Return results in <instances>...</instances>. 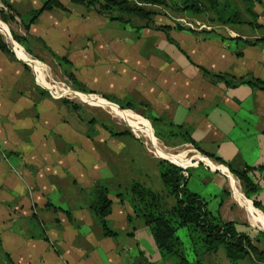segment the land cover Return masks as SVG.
I'll return each instance as SVG.
<instances>
[{
    "label": "crops",
    "instance_id": "crops-1",
    "mask_svg": "<svg viewBox=\"0 0 264 264\" xmlns=\"http://www.w3.org/2000/svg\"><path fill=\"white\" fill-rule=\"evenodd\" d=\"M5 1L16 13L17 29L13 31L16 35L24 36L21 20L27 22L30 12L39 9L46 0ZM68 1L72 4L71 0ZM74 5L78 7L74 14V6H70L74 8L72 11L55 8L42 12L29 26L28 35L33 43L40 42L44 47L52 41L58 46L67 44L69 49L57 56L68 60L69 64L65 66L75 79L80 80V71H91L97 57L82 45L84 39L103 37L107 31H99L98 28L111 19L98 13L93 6ZM0 6L7 10L2 0ZM10 23L5 24L0 20V33L6 40L0 37L7 49H0V150L9 153L8 163L0 157V259L4 261L7 255L11 264H175L174 260L165 261L161 258L143 219L133 215L124 196L119 197L125 194L134 181L149 187L147 182L154 172L150 174L142 166L141 177L130 175L127 155L133 144L122 140L123 135L112 137L103 132L88 137L86 125L64 103L34 92L32 77L42 86L37 81H41L38 78L40 74L36 79L32 64L28 62L30 66L12 49L8 38L39 66L42 78L47 74L39 64L41 59L31 58L13 40ZM222 26L208 29H221L224 36L215 31L197 36L194 33L201 32L199 28L192 29V32L175 30L179 32L178 38L174 39L181 49L175 46L178 55H166L164 61L160 60L161 53L156 52L158 55L154 57L152 81L158 86L138 83V90L132 88L124 95H130L129 102L137 101V104L147 107L151 116L154 114L161 118L160 125L164 129L169 130L168 124L171 123L189 132L200 152L195 149L199 156L197 162L187 164V189L199 195L209 211L218 212L224 221L235 222L238 231L253 234L257 226L249 222L245 206L234 198L231 178L251 209L262 217L264 215L244 196L240 182L226 165L235 170H251L249 176L258 187L254 198L264 208V171L260 170L264 167V92L248 85L228 87L222 81L212 82L199 68L237 78L253 76L264 81V37L243 34L235 26ZM127 28L130 36L135 31H141V36L148 38L157 35L151 28ZM70 37H73L71 41ZM80 37L83 40L73 48L71 45ZM254 39L261 41L238 49L239 41ZM166 44H163L161 51L164 52ZM41 58L55 61L49 51H43ZM47 76L46 79L52 84L51 78ZM45 89L54 97H64L57 89ZM99 100L107 108L111 107L102 99ZM129 117L135 118L141 125L134 114ZM12 150L24 156L28 165H33L32 171L26 173L33 183L35 180H48L46 175L58 174L59 183L51 188L55 193L60 192L59 204H65L59 205L60 210L55 213L49 211V197L42 194L41 186L36 194L38 205L32 204L30 199H21L23 185L10 172ZM144 153V157L156 165L159 177L158 159ZM15 155L16 159L20 157L23 161L22 156ZM215 158H220L224 163L219 164L214 161ZM201 159L208 160L214 168ZM38 170L40 172L36 174ZM65 179L70 180V187ZM98 183L109 189L111 212L106 220L109 228L116 232L115 236L103 235L100 223L90 208V192ZM149 188L155 192H165L164 186L160 190ZM163 203L166 208H170L173 200L165 196ZM127 216H131V222H128ZM257 228V231L264 230ZM183 248L188 260L186 252L189 249L184 243ZM201 259L205 264H229L224 252L219 249ZM236 264L256 263L248 257Z\"/></svg>",
    "mask_w": 264,
    "mask_h": 264
},
{
    "label": "rangeland",
    "instance_id": "rangeland-1",
    "mask_svg": "<svg viewBox=\"0 0 264 264\" xmlns=\"http://www.w3.org/2000/svg\"><path fill=\"white\" fill-rule=\"evenodd\" d=\"M62 5L64 4L68 8H66L64 5V8H66V11L73 10L75 8V5L68 0H58ZM193 0H165V5L163 6H149L146 5L145 9L148 10L149 12H152L150 20H142L139 16H135L132 14L128 13H119L117 9H114L111 13L110 16L113 17H120L127 22H122V21H109L107 24H105L103 27H99L100 30H105L107 31L106 34H104L103 37H92V38H85L84 43L82 44L85 48L90 49L92 53H95L93 56L96 57V64L94 67L91 69V71H87L84 73L83 71H80V80H77L85 92H80L78 91L71 83L70 79H68L65 75V73H71L70 69L66 67L64 64L60 63V67L57 65V63L53 60H42V55L43 51H49L51 54L56 56L55 58H59L57 55H60L59 53H62L65 49H69V46L67 44H64L63 46H58L56 42H48V46L46 45L45 47L43 44L39 43H33L32 39H27L28 41L26 44L24 43V49L28 50L30 52V57L39 58L41 59V64L42 65L45 73L49 76L48 78H51L52 84L49 83V79L45 78V83L43 85V82L39 81L37 79L38 73L35 68H32L33 74L35 75L37 81L45 88L50 89V90H55L57 88L59 89H68L72 91L76 96H79L81 98H91V99H102L105 101L107 104H109L111 107H113L114 110L111 107H109L110 111H117L120 113H125L126 115H135L136 118L139 119V121L142 122V124H150V128H148V125L146 127V130L150 133L151 137L153 140L161 147L175 153L179 154L182 152V155L176 156V158H180L183 160V164L187 165L188 163L192 162H197L196 158H199V156L196 154L194 151L195 149L189 145L185 144L181 141L179 138H164V139H156L153 134V126L157 131L163 134V137L167 135V132L169 130L164 129L162 125H160L159 122L153 123L149 119H146L147 122H145L142 118V116L145 117H150L154 118V114L152 116L148 114L150 111L148 110L147 107L137 104V101L134 102L130 100V95L127 94L125 96L124 94L127 91H130L132 88H135L138 90V83H149L150 86L157 87L158 85L155 84L153 79V74H152V69H153V63L155 61L154 57L157 56L156 52L161 53V61H164L167 59L166 55L172 56L174 54L178 55V51L175 48L176 45H174L175 40L179 36V32L175 31V25H180L184 28H190L191 30L195 29H201L199 33H194L197 36L202 35L205 36L209 33L210 31H215L218 32L220 35L224 36V33L221 32V29H215V30H210L208 28H212L214 26H222L219 25L215 19L217 16H219L222 20L224 18L231 17L234 12H238L237 18L235 20L238 22H234L232 24H226V26L222 27H233L237 30L240 31L243 34H258L260 37H264V30L263 29H256L254 28V24H260L264 25V0L262 1L261 4H254L251 9H249L245 4H243L240 0H216L217 3L212 4V9L210 11H207L205 13H199L193 14L194 12L189 8L190 5L193 4ZM201 4L202 7H209L212 2L206 0H195ZM206 2V4H205ZM43 5V4H42ZM137 5L142 6V4L137 3ZM74 6V8L70 7ZM94 9L98 12L99 10V5H92ZM184 6H187V9H184ZM41 8V7H40ZM80 8V7H79ZM177 8H180L179 10ZM214 9V10H213ZM4 10L6 14H10L9 11L3 9L2 6H0V11ZM64 11V10H62ZM78 11V7H76L73 10ZM110 16L107 15V17L110 19ZM25 22V21H24ZM11 28L10 29V35H11V29H17V22L14 20L11 23ZM148 24L149 28L155 30L154 33L157 34L153 38H148V37H143L141 36V31H135L132 32L131 36L128 34V28L135 30L136 28H141V26H144ZM168 27L165 30H156L155 27ZM10 27V26H8ZM207 28V29H206ZM203 29V31H202ZM14 32V31H13ZM15 33V32H14ZM16 34V33H15ZM7 35V34H6ZM219 39L222 40L223 38L220 37ZM0 36L3 38L5 41V37L0 33ZM21 36V35H20ZM26 36V33L25 35ZM12 37V35H11ZM73 39V37H70V41ZM213 39V38H212ZM83 39L80 37L78 40L74 42L71 46L77 47L81 43ZM169 40H172L170 42ZM254 40H259V39H254ZM131 42V44L129 43ZM167 43L166 48L164 49V52L161 51L160 49L163 47L164 43ZM260 42V41H257ZM255 42V43H257ZM6 43V42H5ZM246 44L248 43L246 40L245 41H239L238 42V49L242 50L243 47L248 46ZM254 44V43H252ZM20 45V44H19ZM251 45V44H250ZM7 46L8 43H7ZM177 47V46H176ZM180 51V47L178 45L177 47ZM12 49L18 52L21 57L23 55H26L20 47L17 46L15 42L12 41ZM86 49V53L88 55V50ZM22 52V53H21ZM241 53V52H240ZM239 55V54H237ZM64 56V55H63ZM61 56V57H63ZM27 57V58H26ZM23 57L24 60L28 63L31 64V59H28V56ZM69 58V56H67ZM187 57V55H186ZM188 58V57H187ZM192 59V58H191ZM28 63V64H29ZM34 67H39L36 65L35 62ZM29 64V65H30ZM31 66V65H30ZM30 69V67H28ZM29 69H26L27 72H30ZM31 70V69H30ZM33 75V76H34ZM254 78L253 76H247L246 78ZM33 78V87H34V92L39 93V94H45V96L49 99H54L60 101V104H62V100H66L72 103H75L79 105L80 107L77 110H71V112H74L76 116L80 119V121L85 124L86 128V133L89 136H94L97 133H103L107 132L105 128H111L114 132H121V131H128L129 134L123 135L122 140H126L130 144H133V148L129 150V153L127 155L128 161V167H129V173L130 175H133L135 177H141L142 172H141V167L145 166L146 169L149 170L150 174L154 172V176L151 175L149 182H147V185L149 187H152L155 190H160L163 188V183L157 176V169L156 165L153 163H150V161L144 157L143 151L148 154L149 157L153 159H161L160 157L156 156L154 152L148 147L145 139L142 137L140 132H138L136 129L130 128L128 125H126L124 122H120L116 118H114L109 111L106 109L100 108L99 106H92L89 104H85L83 102L77 101L75 99L70 98L69 96H64V97H54L52 94L40 86L34 77ZM237 78V77H236ZM239 78V77H238ZM152 82V83H151ZM61 87V88H60ZM61 89V90H62ZM90 89V90H89ZM153 89V88H152ZM92 90V91H91ZM165 90V88H163ZM95 91V92H93ZM84 93L79 94V93ZM58 96V95H56ZM90 96V97H89ZM93 96V97H91ZM62 102V103H61ZM113 105H112V104ZM127 104L130 103L132 105L133 110L135 111H127L125 110H119L116 108L114 105L118 106V104ZM40 110V109H39ZM132 113V114H130ZM136 114L141 115L138 117ZM145 119V118H144ZM141 124V125H142ZM153 125V126H152ZM143 126V125H142ZM164 130V131H162ZM153 131V133H152ZM93 133H96L92 135ZM108 133V132H107ZM109 134V133H108ZM88 136V137H89ZM128 136V137H127ZM130 137V138H129ZM143 148V149H141ZM190 152V153H189ZM144 153V154H145ZM15 154H19V156H22L20 153L16 152L15 150H12V165L10 167V172L12 173V177L17 179L24 188L23 194L21 199H26V200H31L32 204L38 205V200L39 198L36 197V194H38V189L41 188L43 189L42 194H45L49 197L50 203L48 208L49 211L54 212L56 210H60L59 205H65L64 202L59 204L60 201V192H54V189L51 187L57 183L58 181V174L56 175H46L48 180L46 181H34L31 178H29V175L26 176V173L31 172L33 165H28L26 158L23 157V161H21L20 157L18 159L15 158ZM186 154V155H185ZM196 154V156H195ZM0 157L2 161L8 163L9 160V153H7L5 150H0ZM17 157V156H16ZM131 158L133 159L131 161ZM17 160V161H16ZM44 170L46 168H43ZM40 172L39 170L36 172V174ZM199 174V173H198ZM35 176V175H34ZM33 176V177H34ZM38 176V175H37ZM66 183L70 187V180L65 179ZM239 181V180H238ZM112 189H115L112 187ZM123 196V195H122ZM121 196V197H122ZM126 198V197H125ZM63 213H60L62 215ZM255 230H258L257 227H254ZM253 228V229H254ZM186 229H179L176 233V236L184 243L185 247H188L189 252L187 251L188 255V260L190 264H194L195 261L202 262L205 264L201 257L198 258L196 256L195 252L193 251L192 244L190 239L188 238ZM111 237V236H109ZM219 251H223L225 254V251L223 247L219 248ZM1 255V254H0ZM220 256V255H219ZM5 258V257H4ZM165 261H172V259H166ZM11 264L12 262L7 261L5 258L4 261L0 259V264Z\"/></svg>",
    "mask_w": 264,
    "mask_h": 264
},
{
    "label": "trees",
    "instance_id": "trees-1",
    "mask_svg": "<svg viewBox=\"0 0 264 264\" xmlns=\"http://www.w3.org/2000/svg\"><path fill=\"white\" fill-rule=\"evenodd\" d=\"M207 1L212 2L209 7H202L199 2L193 0V4L190 5L189 8L194 12L193 14L198 15L199 13H205L212 9L213 3H217L216 0H206V2ZM240 1L251 9L254 4H261L263 0ZM71 2L74 4H84L86 6H92L95 4L99 5L100 8L98 13L109 16L114 9H117L119 13H128L139 16L142 20L146 21L150 20L152 15V12L145 9L146 5L163 6L166 3L165 0H71ZM137 3L142 4V6L137 5ZM2 4L9 12H11V14H6L4 10H1L0 20L5 24L14 21L16 13L13 8L5 0H2ZM55 8L66 11V8H64L58 0H46L41 8L31 11L27 22L21 20L22 28L24 29L26 36L16 35L12 31L11 35L13 40L24 48V43L26 44L28 41L27 39H30L28 35L29 26L42 12L50 11ZM187 8V6H184V9ZM177 9L179 10L180 8ZM237 15L238 12H234L231 17L224 18V20L217 16L215 21L219 25L232 24L234 22H238V20H235ZM110 19L125 23L127 22L120 17L110 16ZM253 26L256 29L264 30V25L254 24ZM141 28H149V25L146 24L141 26ZM167 28L168 27H155L156 30H165ZM175 29L179 31L187 30L192 32L190 28H184L180 25H175ZM169 41L173 43L172 40ZM246 41L252 44L261 40ZM174 45L178 47L176 42H174ZM0 49L7 51L1 37ZM25 51L27 54H30L28 50ZM51 56L54 58L55 62L58 63V65H60V63L64 65L69 64L66 58H55L52 54ZM199 69L204 76H209L212 82L222 81L228 87L248 85L255 90L264 92V81L261 79L252 77L236 78L228 74L212 73L202 67ZM65 75L68 79H70L72 85L78 91L85 92L72 73H65ZM62 102L71 110H77L80 107L79 105L66 100H62ZM114 106L119 110L126 109L128 111H134L130 103H121L118 104V106ZM142 117L143 119L145 118V120L150 119L152 124L162 122L161 118ZM146 122L148 123V121ZM140 123L142 124L141 121ZM142 125L145 127V125L148 124ZM148 126H150V124ZM168 126L170 129L165 137H163V134L157 131L153 126L154 136L158 139L179 138L183 143L192 145L194 149L200 152L198 145L191 139L189 132L183 129L182 126H174L171 123L168 124ZM105 130L112 137L129 134L128 131L114 132L111 128H105ZM166 159L180 164L182 167H189V165H184V161L180 158ZM214 161L219 164L224 163L220 158H215ZM158 165L159 177L165 189L164 194L155 192L144 184L134 181L130 184L125 194H120L119 197L122 195L126 197L132 208L133 215L143 219L163 260L172 259L175 261V264H190L184 256L185 249L183 248V243L176 236L179 229H186L188 238L192 244L191 248L198 258L207 254L216 253L220 247H223L229 264H236L238 261L248 257L256 264L264 263V231H257L253 229V234L238 231L235 222L224 221L218 212L213 213L209 211L206 208L205 201L201 199L199 195L192 193L187 189V180L189 176L188 168L183 169L163 159H158ZM226 166L229 168L230 173L239 180L244 196L248 200H251L253 206L256 209L261 210L264 215V208L254 198L258 191V187L249 176V172L251 170H235L229 165ZM260 170L264 171V167L260 168ZM165 196L170 197L173 200V205L170 208H166V205L163 203ZM90 208L100 223L103 235L115 236L116 232L109 228L106 220L111 212V200L109 198V189L107 186L101 183L94 186L90 192ZM127 220L128 222H131V216H127ZM5 258L9 263V257L6 255ZM194 264L203 263L197 259V262L195 261Z\"/></svg>",
    "mask_w": 264,
    "mask_h": 264
},
{
    "label": "bare ground",
    "instance_id": "bare-ground-1",
    "mask_svg": "<svg viewBox=\"0 0 264 264\" xmlns=\"http://www.w3.org/2000/svg\"><path fill=\"white\" fill-rule=\"evenodd\" d=\"M7 36V35H6ZM8 38V37H7ZM9 42L11 43L10 45L12 46V42L10 41V39L8 38ZM22 53V52H21ZM23 57H26V55H23ZM27 58V57H26ZM32 64V67L35 68L36 70H38V78H40L41 82H43V85L45 83V80L44 78H42V72L41 70L37 67H34V63H31ZM61 88V87H60ZM62 89V88H61ZM59 89L57 88V90L63 94L64 96H69L70 98L72 99H75L77 101H80V102H83L85 104H89V105H92V106H99L100 108H103V109H106L107 111H109L111 113V115L116 118L117 120H119L120 122H124L126 125H128L130 128H133V129H136L138 132H140V134L142 135V137L145 139L148 147H150V149L154 152V154L158 157H161V158H175L176 156H178L179 154H183L185 152H182V153H173L161 146H159L154 140L153 138L151 137L150 133L148 132V130L144 129L141 127L140 124H138L137 120L135 118H132V117H129V116H126L120 112H117V111H110L111 109L110 108H107L108 106L101 102L100 100L98 99H91V98H81L79 96H76L72 91L68 90V89ZM110 109V110H109ZM147 127V126H145ZM190 153V152H189ZM186 155V154H185ZM196 156V154H195ZM168 160V159H167ZM203 162H205V164L211 166L214 168V165L212 163H210L208 160H204V159H201ZM170 161V160H169ZM172 162V161H171ZM177 164V163H175ZM179 166H181L180 164H177ZM233 178H231V188H232V191H233V195H234V198L240 202V204H242L243 206H245L246 210H247V213H248V219H249V222L254 225V226H257L261 229H264V217L258 215L256 212H254L251 207H250V204L249 202L245 201L244 198L242 197L241 193L239 192V190L237 189V187L234 185L233 183ZM256 214V215H255Z\"/></svg>",
    "mask_w": 264,
    "mask_h": 264
},
{
    "label": "water",
    "instance_id": "water-1",
    "mask_svg": "<svg viewBox=\"0 0 264 264\" xmlns=\"http://www.w3.org/2000/svg\"><path fill=\"white\" fill-rule=\"evenodd\" d=\"M161 159H163V160H166V161H168V162H170V163H172V164H175L174 162H171V161H169V160H167V159H165V158H161ZM175 165H177V164H175ZM177 166H179V165H177ZM179 167H181V168H188V167H182V166H179ZM264 231V230H263Z\"/></svg>",
    "mask_w": 264,
    "mask_h": 264
},
{
    "label": "built area",
    "instance_id": "built-area-1",
    "mask_svg": "<svg viewBox=\"0 0 264 264\" xmlns=\"http://www.w3.org/2000/svg\"><path fill=\"white\" fill-rule=\"evenodd\" d=\"M4 9V8H3ZM185 169V168H184Z\"/></svg>",
    "mask_w": 264,
    "mask_h": 264
}]
</instances>
